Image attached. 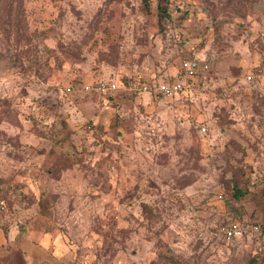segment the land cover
I'll list each match as a JSON object with an SVG mask.
<instances>
[{"label":"rangeland","instance_id":"obj_1","mask_svg":"<svg viewBox=\"0 0 264 264\" xmlns=\"http://www.w3.org/2000/svg\"><path fill=\"white\" fill-rule=\"evenodd\" d=\"M159 2L0 0V227L61 264H264L262 238L221 232L264 223V0ZM193 57L182 93L129 89Z\"/></svg>","mask_w":264,"mask_h":264},{"label":"built area","instance_id":"obj_2","mask_svg":"<svg viewBox=\"0 0 264 264\" xmlns=\"http://www.w3.org/2000/svg\"><path fill=\"white\" fill-rule=\"evenodd\" d=\"M209 68V65L197 57L185 59L182 63V69L184 73V77L178 78L171 82H147L145 80H141L140 78L134 79L129 89L132 92H152L157 91L162 93L167 97H173L180 93H182L189 86L187 79H192L196 77L203 71H206ZM252 75L248 76V79H252ZM120 88V85L115 81L109 80H99L95 83L86 84L84 89L87 92H114ZM203 130H206L203 127ZM221 232L223 236L226 238H240L247 236H257L259 238L264 239V228L260 224H253L247 226L240 220H230L228 223L223 224L221 226Z\"/></svg>","mask_w":264,"mask_h":264},{"label":"crops","instance_id":"obj_3","mask_svg":"<svg viewBox=\"0 0 264 264\" xmlns=\"http://www.w3.org/2000/svg\"><path fill=\"white\" fill-rule=\"evenodd\" d=\"M167 73L173 78L172 81L181 78L176 77V72H163V74L168 75ZM5 244L20 249L24 253L28 264H61L62 259H64L61 256L62 251L59 242L55 239L51 240L48 234L42 235L37 243L29 236L19 234L16 230H5L0 227V248Z\"/></svg>","mask_w":264,"mask_h":264},{"label":"trees","instance_id":"obj_4","mask_svg":"<svg viewBox=\"0 0 264 264\" xmlns=\"http://www.w3.org/2000/svg\"><path fill=\"white\" fill-rule=\"evenodd\" d=\"M164 2H166V0H160V2L158 4V12L161 16L165 17L167 20H170L172 18V12L169 11V8H168L169 3H167V2L164 3ZM176 9H177V6L175 8H173V11ZM233 193H234V196L236 198L243 197V195L246 194L245 190L242 187H240L239 185L233 186ZM243 223L246 224L247 226H250L253 224H260L262 226V228H264V223H261L259 220H255V221H251V222L246 221ZM261 245L263 246V249H264V239H262ZM9 248L17 251V254H19L23 258L22 260H24V263L28 264L26 261L24 253L20 249L13 248L12 246ZM254 261H256V259H254Z\"/></svg>","mask_w":264,"mask_h":264}]
</instances>
